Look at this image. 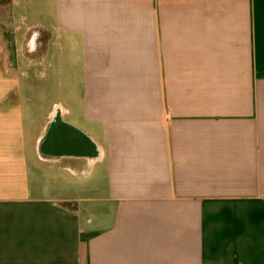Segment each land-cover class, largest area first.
I'll return each mask as SVG.
<instances>
[{"label":"crops","instance_id":"0c3cea01","mask_svg":"<svg viewBox=\"0 0 264 264\" xmlns=\"http://www.w3.org/2000/svg\"><path fill=\"white\" fill-rule=\"evenodd\" d=\"M52 1L44 39L0 18V264H264V0ZM57 45L29 153L20 77ZM57 113L91 153L41 154Z\"/></svg>","mask_w":264,"mask_h":264},{"label":"rangeland","instance_id":"374dc122","mask_svg":"<svg viewBox=\"0 0 264 264\" xmlns=\"http://www.w3.org/2000/svg\"><path fill=\"white\" fill-rule=\"evenodd\" d=\"M14 7L13 19L16 24L22 28L29 26L34 29V33L39 35L43 33V39L46 35L45 25L55 21V8L52 0H0V18L5 15L8 20L9 6ZM27 24V25H26ZM3 25L2 31L7 36V50L13 52L15 44L12 43L13 34L8 28V23ZM30 34H33L32 32ZM53 44H51L52 46ZM41 45H39L40 47ZM24 50L29 49L28 43L23 46ZM42 49V48H41ZM54 55L51 58L50 65L45 67H38L37 70H26L29 77H20L21 90L20 98L23 108V123L25 135H28L27 144L30 153L31 135H38L43 125L46 123L47 114L54 108L55 105L60 109V104L63 101L62 88V60L60 45L52 48ZM12 59V57H11ZM29 168L31 172L34 169L39 170V184L48 188L56 189L64 185L67 179H71V175L63 173L58 170L49 169V164L40 162L35 157L29 155ZM34 171L32 175L36 176Z\"/></svg>","mask_w":264,"mask_h":264},{"label":"water","instance_id":"95a60500","mask_svg":"<svg viewBox=\"0 0 264 264\" xmlns=\"http://www.w3.org/2000/svg\"><path fill=\"white\" fill-rule=\"evenodd\" d=\"M45 135L47 137L40 148L43 156L77 151L78 149L91 153L92 147L88 141L78 135L70 125L64 123L59 115L49 122Z\"/></svg>","mask_w":264,"mask_h":264},{"label":"flooded vegetation","instance_id":"af4514ba","mask_svg":"<svg viewBox=\"0 0 264 264\" xmlns=\"http://www.w3.org/2000/svg\"><path fill=\"white\" fill-rule=\"evenodd\" d=\"M32 37H33V36L31 35V38H30V39H32ZM29 42H30V40H29ZM29 46H30V44H29ZM53 116L55 117V116H57V115L54 114ZM59 116H60V115H59ZM54 117H53V118H54ZM53 118H51L50 121L53 120Z\"/></svg>","mask_w":264,"mask_h":264},{"label":"trees","instance_id":"16d2710c","mask_svg":"<svg viewBox=\"0 0 264 264\" xmlns=\"http://www.w3.org/2000/svg\"><path fill=\"white\" fill-rule=\"evenodd\" d=\"M56 115H60L59 113H57ZM64 123H66V122H64ZM66 124H68V123H66ZM68 125H70V124H68ZM71 126V125H70ZM72 127V126H71Z\"/></svg>","mask_w":264,"mask_h":264}]
</instances>
